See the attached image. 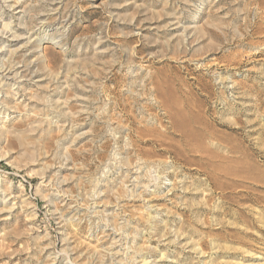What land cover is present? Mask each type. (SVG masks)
<instances>
[{"label": "rangeland", "instance_id": "1", "mask_svg": "<svg viewBox=\"0 0 264 264\" xmlns=\"http://www.w3.org/2000/svg\"><path fill=\"white\" fill-rule=\"evenodd\" d=\"M4 69L0 264H264V0H0Z\"/></svg>", "mask_w": 264, "mask_h": 264}, {"label": "bare ground", "instance_id": "2", "mask_svg": "<svg viewBox=\"0 0 264 264\" xmlns=\"http://www.w3.org/2000/svg\"><path fill=\"white\" fill-rule=\"evenodd\" d=\"M8 2L9 1H12V0H7ZM16 3H14V4H11V5H8L9 6V8H15V7H17L16 5H15ZM7 69V68H6ZM6 69H4V70H0V72H2V77L3 78H7V79H13V77H10V76H8V74H10L11 72H13V71H11V69H8V70H6ZM6 72V73H5ZM1 76V75H0Z\"/></svg>", "mask_w": 264, "mask_h": 264}]
</instances>
